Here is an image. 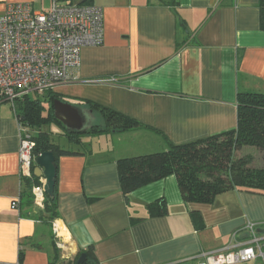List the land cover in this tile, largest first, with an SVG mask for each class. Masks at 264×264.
Wrapping results in <instances>:
<instances>
[{"label": "crops", "instance_id": "obj_1", "mask_svg": "<svg viewBox=\"0 0 264 264\" xmlns=\"http://www.w3.org/2000/svg\"><path fill=\"white\" fill-rule=\"evenodd\" d=\"M52 1L0 0V15L11 4L40 11ZM55 1L100 7L103 41L83 48L76 80L51 92L81 125L51 123L52 142L70 152L56 158L51 223L33 208V185L19 178L18 113L0 98V264H75L82 254L85 264L195 263L231 244L248 222L264 226V195L230 189L208 204L187 203L174 176L124 194L117 168L232 131L237 96L264 95L259 0Z\"/></svg>", "mask_w": 264, "mask_h": 264}, {"label": "built area", "instance_id": "obj_2", "mask_svg": "<svg viewBox=\"0 0 264 264\" xmlns=\"http://www.w3.org/2000/svg\"><path fill=\"white\" fill-rule=\"evenodd\" d=\"M103 13L94 5H58L34 11L29 3L8 5L0 15V98L11 103L40 97L58 86L76 80L81 51L102 44ZM18 175L30 180L34 163L32 132L19 122ZM45 180L31 188L32 205L44 212ZM19 209V198L11 202ZM264 226L248 222L226 247L202 253L193 259L169 264H243L261 259L264 262ZM58 249L65 252V237L56 221L51 225ZM70 259V257H67Z\"/></svg>", "mask_w": 264, "mask_h": 264}, {"label": "trees", "instance_id": "obj_3", "mask_svg": "<svg viewBox=\"0 0 264 264\" xmlns=\"http://www.w3.org/2000/svg\"><path fill=\"white\" fill-rule=\"evenodd\" d=\"M260 28L264 31V0H259ZM58 100L51 92L41 99L25 98L14 104L18 121L32 132L34 160L40 154L52 152L55 158L69 155L51 140V134L42 132V124L55 122L52 103ZM108 117L113 118V113ZM107 120V117H106ZM130 127H137L131 122ZM70 141L77 142L72 133H65ZM224 137L222 141H218ZM264 151V95L240 94L237 96L236 128L219 135L183 145L172 146L166 152L118 161L121 190L128 194L168 176L177 180L180 193L187 203L208 204L215 196L230 189L264 195V167H249L247 159H236L234 154L243 148ZM26 180L30 186L38 184L33 174ZM43 218L56 217V198H46ZM77 264V263H75Z\"/></svg>", "mask_w": 264, "mask_h": 264}, {"label": "water", "instance_id": "obj_4", "mask_svg": "<svg viewBox=\"0 0 264 264\" xmlns=\"http://www.w3.org/2000/svg\"><path fill=\"white\" fill-rule=\"evenodd\" d=\"M53 117L63 126L80 128V119L75 109L69 104L60 100H54L52 103ZM36 167L33 174L36 178H43L45 180L43 191L45 196L52 200L54 198V187L57 176V165L52 152H45L40 154L35 159ZM86 255H80L77 264H85Z\"/></svg>", "mask_w": 264, "mask_h": 264}, {"label": "rangeland", "instance_id": "obj_5", "mask_svg": "<svg viewBox=\"0 0 264 264\" xmlns=\"http://www.w3.org/2000/svg\"><path fill=\"white\" fill-rule=\"evenodd\" d=\"M48 93V92H47ZM41 95L40 97H42ZM96 122H99V119H96ZM42 132L55 134L57 131V128L53 124H42L41 125ZM224 137H220L218 141H222ZM236 159H247L250 161L249 167L254 169H261L264 167V151H260L256 148L250 147V148H243L240 151L235 152L234 154ZM52 221V220H51ZM50 221V223H51ZM65 254V252H63ZM260 264H264V262L259 259L258 260Z\"/></svg>", "mask_w": 264, "mask_h": 264}]
</instances>
